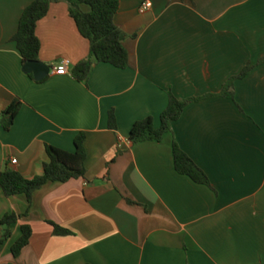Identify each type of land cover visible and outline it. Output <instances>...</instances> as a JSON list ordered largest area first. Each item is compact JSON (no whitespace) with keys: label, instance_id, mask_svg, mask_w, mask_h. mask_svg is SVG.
I'll return each mask as SVG.
<instances>
[{"label":"crops","instance_id":"obj_1","mask_svg":"<svg viewBox=\"0 0 264 264\" xmlns=\"http://www.w3.org/2000/svg\"><path fill=\"white\" fill-rule=\"evenodd\" d=\"M33 1L0 0V115L24 102L11 129L0 125V171L41 175L47 144L74 152L85 132L87 173L48 182L32 204L0 185V219L21 216L0 264H264V0H121L115 22L131 67L96 64L88 84L72 75L90 45L65 1L37 24L50 74L36 80L24 71L12 38ZM66 59L67 70L56 71ZM250 63L235 99L191 103L162 141L131 142L137 121L152 116L160 127L169 90L179 98L220 93ZM174 141L213 188L177 171ZM51 222L72 233L55 234ZM23 224L33 235L14 256ZM5 230L0 224V238Z\"/></svg>","mask_w":264,"mask_h":264},{"label":"trees","instance_id":"obj_2","mask_svg":"<svg viewBox=\"0 0 264 264\" xmlns=\"http://www.w3.org/2000/svg\"><path fill=\"white\" fill-rule=\"evenodd\" d=\"M60 1L69 4L70 16L74 19L80 34L89 41L90 45L88 57L72 69V75L77 80L88 84L95 65L99 63H109L121 69L131 67L130 53L122 39V36L126 34L115 22L121 0H34L24 9L18 31L12 38L22 55L23 66L30 60H40L41 40L37 35V24L48 15L51 5ZM136 36L137 34L134 35ZM258 63H264V57ZM253 67L254 65L250 63L238 75L232 76L220 93L179 98L169 90V103L161 114L160 127L155 126L152 116L137 121L130 132L131 142L137 144L144 141H162L165 135L173 130L174 123L181 118L186 107L191 103L219 95L235 99V82L248 75ZM29 75L34 78L32 73ZM23 103L21 98H16L0 115V125L7 130L11 129ZM109 125L112 129H117V116L114 109L109 112ZM85 142L86 133L80 132L75 138L76 150L74 152L47 144L48 160L44 163V172L34 178H27L20 171L7 165L0 171V185L5 195L7 197L23 195L29 204H32L35 191L48 182H68L72 179L86 177ZM173 156L175 168L179 173L189 176L197 183L213 188L205 170L183 150L177 141L173 142ZM20 217L14 213L7 214L0 219V224L6 226L0 238V246L12 235L11 227ZM51 224L57 235L72 233L71 230L57 223L51 222ZM21 229L22 235L12 247L14 256L20 255L33 235L30 224H23Z\"/></svg>","mask_w":264,"mask_h":264},{"label":"water","instance_id":"obj_3","mask_svg":"<svg viewBox=\"0 0 264 264\" xmlns=\"http://www.w3.org/2000/svg\"><path fill=\"white\" fill-rule=\"evenodd\" d=\"M125 36H122L124 40ZM24 71L33 73L36 80H43L51 71V66L41 60H30L24 65Z\"/></svg>","mask_w":264,"mask_h":264},{"label":"built area","instance_id":"obj_4","mask_svg":"<svg viewBox=\"0 0 264 264\" xmlns=\"http://www.w3.org/2000/svg\"><path fill=\"white\" fill-rule=\"evenodd\" d=\"M151 6H152V3L151 2H146L145 4H143V9H148ZM69 63H70L69 60H67V59L64 60L60 65H58V66L55 67L56 71H59V72L66 71ZM12 162L13 163H17V159H13Z\"/></svg>","mask_w":264,"mask_h":264}]
</instances>
